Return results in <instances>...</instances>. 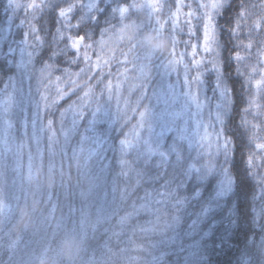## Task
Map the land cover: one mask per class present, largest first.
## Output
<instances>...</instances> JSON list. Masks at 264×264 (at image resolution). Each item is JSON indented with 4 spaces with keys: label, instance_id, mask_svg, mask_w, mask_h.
<instances>
[{
    "label": "trees",
    "instance_id": "16d2710c",
    "mask_svg": "<svg viewBox=\"0 0 264 264\" xmlns=\"http://www.w3.org/2000/svg\"><path fill=\"white\" fill-rule=\"evenodd\" d=\"M202 2L211 4L212 0ZM238 5H242L245 17H236L244 25L241 33L256 21H264V0H224L223 15L217 19L219 47L214 46L215 54L201 51L202 23L191 38V43L198 45L195 59L203 57L206 62L214 59L217 68L222 66L224 86L231 89L222 116L224 123L220 124L214 120L217 73L207 63L200 69L201 99L206 94L212 102V115L209 116L206 106L203 120L215 126L208 129L211 149H202L190 138L187 117L162 115L166 109L151 93L142 105V110L148 109L145 127L130 144L122 141L132 139L139 117L133 118L129 112L128 123L117 113L115 101L93 105L81 114L65 112L82 92L54 102L58 88L68 91L63 83L66 77L63 72L54 71L50 80L41 81L40 73L46 62L54 68L71 67L72 71L83 67V62L70 65L68 62L75 55L72 51L53 56L55 8L36 13L39 17L33 23L40 29L37 34L45 37L43 46L37 47L31 38L26 39L29 28L21 23L23 10L13 15L7 0H0V129L11 125L7 128L8 147L0 143V264H35L39 254L53 253L65 234L83 240L80 264H264V153L255 149L256 143H264V88L253 87L254 79L259 77L249 71L257 60L255 48L243 62L232 59L237 51L241 56L248 55L243 48L236 47L238 43L248 42L245 37H233L229 31ZM80 15L77 10L72 22ZM28 19H32L31 13ZM146 19V12L133 13L125 23ZM106 20L118 23L105 12L95 23L82 22L78 31L90 33L92 41H98L101 29L107 27ZM110 35L104 39L108 40ZM252 36L258 43L264 41V31L258 36L252 32ZM179 38L189 40L186 34ZM112 47L116 45L109 41L102 55L106 56ZM128 47L127 42L119 45L125 51ZM97 50L98 45L94 44L93 61ZM176 52L188 54L184 63L191 68L192 48L180 43ZM116 55L120 58L119 52ZM123 67L130 69L127 74L130 78L138 76V72L131 71V64ZM111 70L114 75L106 76L105 82L113 79L115 83L116 66ZM150 74L157 90L175 83L174 74L169 80L163 69L155 73L153 68ZM191 74L196 75L195 70ZM57 76L61 77L59 83ZM138 82L129 79L122 83L121 94L132 107L136 106L139 93L135 89L130 91L129 86ZM176 90L180 92L179 85ZM254 98L259 110L252 107ZM62 112L64 128L69 131L67 142L59 132ZM49 119L54 121L57 137L50 141L47 130L38 131L41 138L38 145L31 137L32 125L46 129ZM254 123L259 125V130L253 128ZM221 128V145L225 138L229 143L226 155L222 147L216 150L215 133ZM37 168L42 169L44 176L54 177L51 186L39 178L31 183L27 180L28 174ZM161 192L170 193L161 206L163 222L134 241L132 247L142 245V248L136 252L126 250L130 230L154 217L139 213L130 217L123 230L119 226L120 218L146 193ZM34 196H38L41 206L30 225L18 230V209Z\"/></svg>",
    "mask_w": 264,
    "mask_h": 264
},
{
    "label": "snow or ice",
    "instance_id": "6c2138e0",
    "mask_svg": "<svg viewBox=\"0 0 264 264\" xmlns=\"http://www.w3.org/2000/svg\"><path fill=\"white\" fill-rule=\"evenodd\" d=\"M7 7L13 15H16L17 10H23L24 19L21 23L27 24L29 28V32L26 33V39L31 38L37 47L43 46L45 37L37 34L40 29L33 23L39 17L36 13L42 14L46 8H55L57 27L51 40L55 49L53 56L55 57L67 50L75 53L68 62L70 65H79L81 61L83 62V67H79L78 71H72L71 67L67 69L60 67L54 68L53 65L46 62L44 70L40 73L41 81L44 79L50 80L54 71L63 72L66 77L63 83L68 91L65 92L63 88H58L57 101L54 102H58L68 96H77V93L82 92V95H78L77 99L69 104L65 112L72 111L73 113L81 114L93 105L98 107L101 102L107 101L113 104V101H115L117 113L122 114L128 120V123H130V119H128L129 112L132 113L133 118L137 115L139 117L131 133L132 139L122 141V144H130L133 140L140 137L141 130L145 127L146 112H148V109L144 108L142 110V105L143 101L151 93L158 98L164 109H166L162 115L173 118L187 117L189 124L188 131L191 134L190 138L197 141L202 149H211L212 137L209 135L208 129L214 128L215 126L213 124H205L203 116L206 106L209 110V116L212 115V102L207 98L206 94H203V99H201L203 72L200 69L207 63L212 65V70L217 73V81L214 85L215 90L213 92V97L217 101L215 104L216 112L214 120L220 124L224 123L222 116L227 108L231 89L224 86L222 66L221 68H217L214 59H209L207 62L203 57L199 60L195 59L198 45L191 43V38L196 36L197 28L202 23L203 43L200 45L201 51L204 54H215L214 46L219 47L217 19L223 15L224 0H212L211 4H205L202 0H189L188 3H185V0H142V2H138V0H40L39 4L36 3V0H30L28 3H21V0H7ZM208 8L211 11H200ZM184 9H187V11H183ZM77 10H80L81 15L76 17V22L73 23L72 19ZM105 12H108L109 19H115L118 23H110L106 20L105 24L107 27L101 29L100 39L98 41L93 42L90 33L80 34L78 30L82 22L95 23L100 20V17ZM140 12L147 13L146 20H133L130 23H125L133 13ZM30 13L32 14L31 20L28 19ZM237 16L240 19L245 18L242 14V5H238L233 27L229 31L233 37L237 38L241 35L245 37L248 42L246 44L238 43L236 47L243 48L248 55L241 56L240 52L237 51L232 59L243 62L249 59L252 50L254 48L256 49L257 60L249 71L252 76L259 77L258 79H254L253 87L260 90L264 88V41L258 43L252 36V32H255L258 36L261 31H264V21H256L248 31L241 33L240 29L244 25L240 23V19L236 18ZM193 21H197V23L194 24ZM169 25L170 27H168ZM185 28L187 29L186 33L184 31ZM144 29L163 32L168 35L171 41V48L167 56L143 51L131 41L128 35L129 32L143 31ZM74 32L77 34L74 35ZM109 33L112 35L109 36L108 40H105L104 37ZM185 34L189 37V40H180L179 37ZM113 36L115 37L114 41L112 40ZM109 41H112L116 47L109 49V53L106 56L102 55L105 49L108 48ZM125 42L129 45L126 51L119 48V45ZM180 43L192 48L191 68L189 64L184 63L185 57L188 54L186 52H176V47ZM94 44L98 45L95 61H93L91 55ZM116 52H119L120 58L117 57ZM127 64L132 65L131 71L138 72V76L130 78L127 75L130 69L128 67L121 69L122 65ZM113 65L117 68L115 73L116 82L113 83V79H107V82H105L106 76L113 77L114 75L111 70ZM153 68L155 69V73L159 72V69H163L164 74L169 80H172L174 74L175 83H169L167 88L160 87L159 90L155 89L152 83L153 76L150 74V70ZM193 70L196 72L194 76L191 74ZM129 79L139 81L129 86L130 91L135 89L139 93L135 101V107H132L129 100L125 99L121 94L122 83ZM56 81L59 83L61 77L57 76ZM177 85L180 86V92L176 90ZM122 102L124 105L123 108H121ZM6 104L3 109L4 111L7 110ZM252 107L256 110L260 108L255 98L253 99ZM63 116L64 112L61 113L59 132L67 142L69 131H66L64 128ZM53 125L54 121L52 119L47 121L46 129L43 126L37 129L36 124L33 123L31 131L32 139L36 140L39 145L41 138L37 135V132L43 133L47 130L49 133L48 139L50 141L55 140L57 137V129ZM10 126L8 124L3 129H0V143L5 148L8 147L7 128ZM253 128L259 130V125L254 123ZM222 131L223 128L215 133L216 150L219 151L222 147L226 155L229 143L227 138H225L221 145L220 132ZM26 136H28L27 133ZM255 149L264 153V143H256ZM208 153L210 156L212 155L211 150ZM31 159V154H29L30 162ZM209 167H211V164H209ZM169 197L170 193L168 192L157 194L146 193L141 200L130 205L126 214L120 218L119 226L121 230L127 226L130 217L138 215L139 213H148L154 219L130 230V239L128 240L129 248L126 250L136 252L142 248V245L140 247H132V245L137 238H143L163 222L161 206ZM131 259L136 260V257H132Z\"/></svg>",
    "mask_w": 264,
    "mask_h": 264
},
{
    "label": "clouds",
    "instance_id": "9594fccd",
    "mask_svg": "<svg viewBox=\"0 0 264 264\" xmlns=\"http://www.w3.org/2000/svg\"><path fill=\"white\" fill-rule=\"evenodd\" d=\"M128 35L133 43L146 52L165 56L171 48V41L168 35L163 32L144 29L143 31H131ZM38 178L47 186L54 183V177L44 176L40 168L30 172L27 176L30 183ZM40 206L38 196H34L29 203L21 205L18 209L16 228L19 230L28 227L34 213L39 210ZM83 247L84 242L79 237L73 234H65L59 239L55 251L50 254H39L35 264H80Z\"/></svg>",
    "mask_w": 264,
    "mask_h": 264
},
{
    "label": "rangeland",
    "instance_id": "374dc122",
    "mask_svg": "<svg viewBox=\"0 0 264 264\" xmlns=\"http://www.w3.org/2000/svg\"><path fill=\"white\" fill-rule=\"evenodd\" d=\"M65 43H66V41H65ZM61 47H63V45H61Z\"/></svg>",
    "mask_w": 264,
    "mask_h": 264
}]
</instances>
